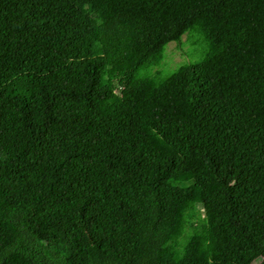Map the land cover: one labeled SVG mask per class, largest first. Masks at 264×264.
Returning a JSON list of instances; mask_svg holds the SVG:
<instances>
[{"label": "trees", "instance_id": "16d2710c", "mask_svg": "<svg viewBox=\"0 0 264 264\" xmlns=\"http://www.w3.org/2000/svg\"><path fill=\"white\" fill-rule=\"evenodd\" d=\"M0 264H264V0H0Z\"/></svg>", "mask_w": 264, "mask_h": 264}, {"label": "rangeland", "instance_id": "374dc122", "mask_svg": "<svg viewBox=\"0 0 264 264\" xmlns=\"http://www.w3.org/2000/svg\"><path fill=\"white\" fill-rule=\"evenodd\" d=\"M182 41H185V37H182ZM186 48V44L180 48L175 46L174 42H169L165 48V58L162 64L157 68L159 71H166L173 69L177 64L182 63L186 60V56L183 53V50ZM256 263V262H254Z\"/></svg>", "mask_w": 264, "mask_h": 264}]
</instances>
